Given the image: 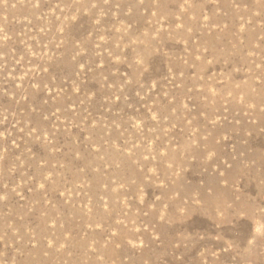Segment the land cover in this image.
I'll use <instances>...</instances> for the list:
<instances>
[{
    "label": "rangeland",
    "instance_id": "374dc122",
    "mask_svg": "<svg viewBox=\"0 0 264 264\" xmlns=\"http://www.w3.org/2000/svg\"><path fill=\"white\" fill-rule=\"evenodd\" d=\"M0 264H264V0H0Z\"/></svg>",
    "mask_w": 264,
    "mask_h": 264
}]
</instances>
